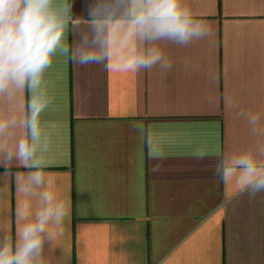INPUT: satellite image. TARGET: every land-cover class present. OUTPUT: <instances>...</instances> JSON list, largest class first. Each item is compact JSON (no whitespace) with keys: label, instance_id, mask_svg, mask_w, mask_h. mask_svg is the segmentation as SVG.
I'll list each match as a JSON object with an SVG mask.
<instances>
[{"label":"crops","instance_id":"1","mask_svg":"<svg viewBox=\"0 0 264 264\" xmlns=\"http://www.w3.org/2000/svg\"><path fill=\"white\" fill-rule=\"evenodd\" d=\"M156 2L49 0L61 35L39 83L0 92V247L47 194L62 216L36 264H264V190L223 179L264 165V0H179L206 33L187 43L138 23ZM153 49L167 67L120 70Z\"/></svg>","mask_w":264,"mask_h":264},{"label":"clouds","instance_id":"2","mask_svg":"<svg viewBox=\"0 0 264 264\" xmlns=\"http://www.w3.org/2000/svg\"><path fill=\"white\" fill-rule=\"evenodd\" d=\"M48 3L49 0H0V92L11 85L23 87L29 79L33 87L39 83V74L49 64V56L61 35L57 21L47 11ZM138 23L146 27L151 38L167 37L178 43H187L206 34L202 22L195 20L187 8L181 7L179 0H157L146 16L139 17ZM89 59L91 57L83 56L81 62ZM158 62L168 66L162 60L161 52L153 49L146 57L130 60L120 70L151 68ZM39 111L40 106L33 103L32 120L29 121L33 144L39 138L35 122ZM5 127L0 123V130ZM34 150V147L29 149L27 141H21L19 156H30ZM41 177L40 172L29 173L28 181L38 185ZM223 179H234L242 191H262L264 165L246 155L233 159L224 167ZM20 190L28 191L27 187ZM44 199L48 206L38 212L33 221L18 229L15 248L7 241L0 247V264H36L42 244L41 234L50 220L58 222L62 216L59 208L51 206L49 195L45 194ZM18 215L20 219H26L22 213Z\"/></svg>","mask_w":264,"mask_h":264}]
</instances>
